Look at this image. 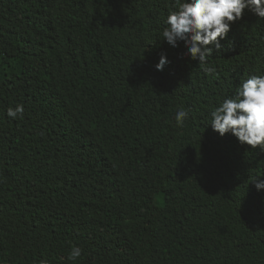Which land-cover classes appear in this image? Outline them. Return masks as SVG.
<instances>
[{
	"label": "trees",
	"instance_id": "trees-1",
	"mask_svg": "<svg viewBox=\"0 0 264 264\" xmlns=\"http://www.w3.org/2000/svg\"><path fill=\"white\" fill-rule=\"evenodd\" d=\"M176 7L0 0V264H264V150L209 124L264 73V18L245 10L207 72L162 38Z\"/></svg>",
	"mask_w": 264,
	"mask_h": 264
},
{
	"label": "clouds",
	"instance_id": "clouds-1",
	"mask_svg": "<svg viewBox=\"0 0 264 264\" xmlns=\"http://www.w3.org/2000/svg\"><path fill=\"white\" fill-rule=\"evenodd\" d=\"M176 4L178 7L164 20L162 38L173 48L183 42L187 53L207 72L214 70L207 60L213 47H222L220 40L225 39L231 24L240 20L245 10L258 19L264 18V0H176ZM166 63L167 56L161 53L156 70L162 71ZM23 113L24 107L20 104L6 110V115L13 119L22 117ZM188 115L186 109H178L174 114L177 125L183 126ZM210 116L209 124L220 136L230 133L239 143L264 150V73L245 79L235 95L224 98ZM259 177L252 181L257 191L264 190V179ZM81 254L82 249L73 245L68 259L75 261ZM37 264H48V261L41 259Z\"/></svg>",
	"mask_w": 264,
	"mask_h": 264
},
{
	"label": "bare ground",
	"instance_id": "bare-ground-1",
	"mask_svg": "<svg viewBox=\"0 0 264 264\" xmlns=\"http://www.w3.org/2000/svg\"><path fill=\"white\" fill-rule=\"evenodd\" d=\"M55 78V77H54ZM84 85V84H83ZM77 87V86H76ZM78 88V87H77ZM85 88V87H84ZM74 89V88H73ZM69 90H71V89H69ZM76 90V89H75ZM94 96V95H93ZM86 97V96H85ZM92 97V96H91ZM95 97V96H94ZM20 164V163H19Z\"/></svg>",
	"mask_w": 264,
	"mask_h": 264
}]
</instances>
